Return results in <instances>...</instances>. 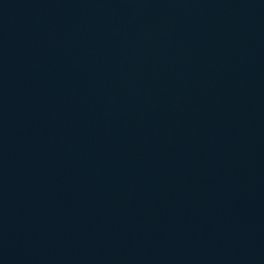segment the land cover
Listing matches in <instances>:
<instances>
[{
  "label": "water",
  "instance_id": "water-1",
  "mask_svg": "<svg viewBox=\"0 0 264 264\" xmlns=\"http://www.w3.org/2000/svg\"><path fill=\"white\" fill-rule=\"evenodd\" d=\"M85 264H264V132Z\"/></svg>",
  "mask_w": 264,
  "mask_h": 264
}]
</instances>
